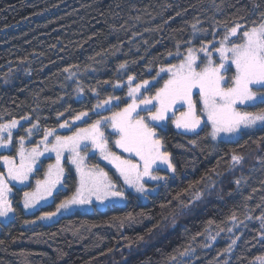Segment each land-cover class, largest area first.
<instances>
[{"label": "trees", "instance_id": "16d2710c", "mask_svg": "<svg viewBox=\"0 0 264 264\" xmlns=\"http://www.w3.org/2000/svg\"><path fill=\"white\" fill-rule=\"evenodd\" d=\"M262 13L264 0H0V123L20 121L10 153L20 136L34 147L46 129L68 136L121 111L130 102L129 76L133 87L150 82L140 96L154 95L168 79L156 75L161 67L178 65L189 48L198 64L204 62L202 46L219 47L229 28L259 24ZM212 58L218 63L214 51ZM110 97V104L96 107ZM262 108L257 102L244 111ZM81 112L88 115L75 120ZM66 121L68 129L61 130ZM210 131L202 125L181 133L169 122L157 128L176 171L160 170L166 180L144 202L130 195L121 205L41 221L75 192L66 163V187L49 204L25 213L17 193L15 215L0 225V264H260L264 126L243 129L231 140H213ZM233 154L243 160L236 164ZM102 169L119 185L110 168Z\"/></svg>", "mask_w": 264, "mask_h": 264}, {"label": "snow or ice", "instance_id": "6c2138e0", "mask_svg": "<svg viewBox=\"0 0 264 264\" xmlns=\"http://www.w3.org/2000/svg\"><path fill=\"white\" fill-rule=\"evenodd\" d=\"M261 16L264 17V13ZM192 27L196 29V25ZM231 37H237V40L234 41ZM187 51V56L178 65L170 64L160 68L156 75L167 73L168 79L164 81L162 87L156 89L154 95H143L138 98L137 94L142 88H148L150 82L143 80L133 87L132 82L135 78L129 76L128 95L132 102L121 111L113 112L110 117L98 119L86 128H79L71 136L54 135V129H46L41 141L44 144L43 152L40 151L39 145L26 150L25 137L20 136L19 147L16 150L19 162L17 163L13 156H0V161H3L7 172V176L0 172V218L8 219L10 214L15 215V208L8 198V193L12 191L10 183L24 185L36 171L38 158L44 152L55 153L56 163L48 166L43 180H36L34 191L24 192L25 209L35 207L41 200L51 196L58 185L66 187L65 169L61 164L65 152L69 153L67 159L75 166L78 180L73 195L57 204L56 211L44 212L38 217L41 221L51 220L58 213L69 211L72 206L91 205L94 200L104 203L109 199H127L125 191L118 187L108 172L98 164L89 166L85 163L86 156L81 153L86 154L90 146L98 150L101 158L115 168L118 178H122L125 186L137 193L145 194L147 191L145 177L155 181L166 180V177L154 174V170L158 171L160 165H166L167 170L173 173L176 171L171 154L162 150L163 137L157 134V127H162L165 121L170 119L177 129L193 133L202 125H210L209 135L213 140L220 133L237 135L243 129L253 128L258 124L264 126V108L258 112H249L238 107L257 102L264 104V19L259 24L254 23L252 27L247 28L236 23L228 29L219 42V47L213 45L211 51L208 47L202 46L198 51L204 54V62L200 64L197 63L200 57L193 49L189 48ZM213 51L219 55V63L213 60ZM120 67L124 68L125 65L121 64ZM65 71L70 72V69ZM229 72L232 73L230 76L227 75ZM194 95L198 96V101H194ZM111 99L113 98L98 103L96 107L110 104ZM177 105L180 107L177 108ZM184 108L186 110H181ZM141 112L147 113V116L141 115ZM169 112H172L171 117L168 115ZM87 115V112H81L74 119L80 120ZM19 123L20 121L16 119L0 123V149H8L13 145L11 130ZM102 125L111 127L116 136L113 141L115 147L122 153H127V157L112 151ZM36 127L35 124L32 126L33 129ZM60 127H68L67 121ZM25 131L29 135L32 134V129ZM52 136L54 140L50 141L49 137ZM231 159L239 164L243 157L233 154ZM236 183L239 184L240 181L237 180ZM199 198L200 195L197 194V199ZM231 219H236L234 214ZM257 219L264 228V215ZM235 242L233 240L225 251H230ZM189 251L185 249L180 255H187ZM172 259L175 260V257ZM257 260L264 264V257H257Z\"/></svg>", "mask_w": 264, "mask_h": 264}, {"label": "rangeland", "instance_id": "374dc122", "mask_svg": "<svg viewBox=\"0 0 264 264\" xmlns=\"http://www.w3.org/2000/svg\"><path fill=\"white\" fill-rule=\"evenodd\" d=\"M217 61L219 63V55H218ZM231 74H232L231 72L227 73L228 76H230ZM137 96H138V98H140L141 97L140 93H138ZM193 99H194V101H198L199 98H198V96L194 95ZM131 102H132V98L130 97V102L129 103H131ZM250 105H252V104L238 105V107L240 108V110L244 111V108L247 107V106H250ZM176 107L179 108L180 105H177ZM103 109H107V108L105 107ZM181 110H186V108L181 109ZM176 114L179 115V112H177ZM111 115L112 114H109L108 116H105V117H110ZM141 115L146 117L147 113L141 112ZM168 115L171 117L172 116V112H169ZM167 122L171 123L173 125V127L175 128V130L178 131V132L191 133V132H185L183 129H177L175 127V125L171 122L170 119L165 121L164 124H166ZM164 124H163V126H164ZM208 126H209V128L211 130V126L210 125H208ZM84 128H86V127H84ZM14 129H12V130H14ZM67 129H68V127L62 128L61 130H67ZM102 130L104 131L105 136L109 140V147L112 149V151L116 152L117 154H122L124 157H127L128 156L127 153H122V151L120 149L115 147L113 141L116 139V136L113 134V130L111 129V127L102 125ZM5 135H6V133H5ZM71 135H68V136H71ZM236 136L237 135H232V134H228V133H220L218 135V137H221V138L226 139V140L234 139ZM49 140L50 141L54 140V136L49 137ZM28 142H29L28 138H25V140H24V148L26 150H30L32 148V147L26 146ZM18 144H19V142H18ZM37 145H39L40 151L43 152L44 151V144L40 142ZM10 151H11V147L8 148V149H0V156H3V155L13 156V157L16 158V162L18 163L19 162V157L16 155V151L13 154H11ZM81 154L86 156L85 163L88 164L89 166L98 164L101 168H102V166H106V167L110 168L113 171V173L115 174L116 178L119 180L118 187L122 188L125 191L127 197L130 196V195H133L138 200L144 202L146 200L147 196H149L150 194L155 193V191L157 190V187H158V183H160V181H161V180L160 181L150 180L147 177H145V187H146L147 191H146L145 194L137 193V192H135L134 189L128 188L127 186H125L123 184V180H122V178H118V173H116L115 168L111 164H109L108 161L103 160L101 158L100 153H99L98 150H94L90 146L89 149H88V152L86 154L84 152H82ZM68 155H69L68 152H65L63 154L64 158L61 160V164L63 166L66 163L69 166H71V168L73 169L74 174H75L76 187H77L78 176H77V173H76L75 166L70 164L68 159H67ZM42 162L45 163L43 174L39 178L35 179V178H33V176L37 174L36 171H38V169L40 168ZM55 163H56V154L52 153V152H44V154L38 158V162H37V164L35 166L36 171L33 172V174L31 175L30 179L24 185H21V184H19L17 182H11L9 186L12 188V191L10 193H8V198L12 201V205L14 203V197L17 195V193H19L20 196H19L18 202L20 203L23 211L25 213H32L36 209L49 204L53 200L54 195L58 191L64 190V187H60L58 185L57 188L53 190V193H52L51 196H48V197H46V199L41 200L38 204L35 205V207L25 209L24 206H23V194H24V192L25 191H28V192L34 191L35 188H36V183H35L36 180L37 179L43 180L44 176H45V173L48 170V166L50 164L55 165ZM160 170H165L167 172H170L169 170H167L166 165H160V168H159L158 171L154 170V174H157ZM0 172H3L5 174V176H7V172H6V169L4 168L3 161H0ZM31 180L33 181V185H32V187L30 189L26 190L25 188L28 187V185L30 184ZM125 202H126V199L125 200L109 199V200H106L104 203H100V202L94 200L93 204H91V205L72 206V208L69 211H67V212H63L62 211L60 214L70 213V212L75 211V210L87 211V210H90L92 208H100L101 209V208H103L104 206H107V205H112V204L121 205V204H124ZM12 217H13L12 214H10V217L8 219L0 218V225L1 224H6L9 220L12 219ZM55 217H53L52 219H54Z\"/></svg>", "mask_w": 264, "mask_h": 264}]
</instances>
